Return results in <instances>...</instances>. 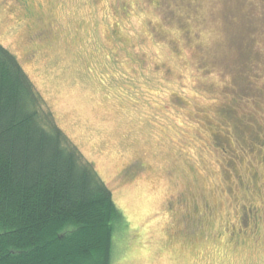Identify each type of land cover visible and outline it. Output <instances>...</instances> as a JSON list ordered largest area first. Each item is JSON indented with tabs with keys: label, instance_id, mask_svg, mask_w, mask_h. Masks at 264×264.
I'll return each mask as SVG.
<instances>
[{
	"label": "rangeland",
	"instance_id": "rangeland-1",
	"mask_svg": "<svg viewBox=\"0 0 264 264\" xmlns=\"http://www.w3.org/2000/svg\"><path fill=\"white\" fill-rule=\"evenodd\" d=\"M0 44L111 190V264H264V0H0Z\"/></svg>",
	"mask_w": 264,
	"mask_h": 264
},
{
	"label": "trees",
	"instance_id": "trees-1",
	"mask_svg": "<svg viewBox=\"0 0 264 264\" xmlns=\"http://www.w3.org/2000/svg\"><path fill=\"white\" fill-rule=\"evenodd\" d=\"M125 225L111 190L0 44V264H111Z\"/></svg>",
	"mask_w": 264,
	"mask_h": 264
}]
</instances>
